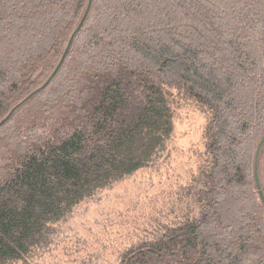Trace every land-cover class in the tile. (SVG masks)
Masks as SVG:
<instances>
[{
    "label": "trees",
    "instance_id": "obj_1",
    "mask_svg": "<svg viewBox=\"0 0 264 264\" xmlns=\"http://www.w3.org/2000/svg\"><path fill=\"white\" fill-rule=\"evenodd\" d=\"M87 1L0 0V264H48L77 203L154 162L170 85L210 113L200 203L117 264H264V0H91L39 88Z\"/></svg>",
    "mask_w": 264,
    "mask_h": 264
},
{
    "label": "rangeland",
    "instance_id": "obj_2",
    "mask_svg": "<svg viewBox=\"0 0 264 264\" xmlns=\"http://www.w3.org/2000/svg\"><path fill=\"white\" fill-rule=\"evenodd\" d=\"M167 88L172 130L164 150L152 164L77 203L41 253L48 264H117L124 250L153 235L149 231L153 227L179 222L199 205L203 173L210 162L206 131L210 113L178 86Z\"/></svg>",
    "mask_w": 264,
    "mask_h": 264
},
{
    "label": "water",
    "instance_id": "obj_3",
    "mask_svg": "<svg viewBox=\"0 0 264 264\" xmlns=\"http://www.w3.org/2000/svg\"><path fill=\"white\" fill-rule=\"evenodd\" d=\"M90 4H91V0H88V1H87V4H86V7H85V10H84V13H83V15H82L80 21L78 22L77 26H76V27L73 29V31L71 32V34H70V36H69V40H68L67 47L63 50V53H62V55H61V57H60V59H59L57 65L55 66V68L53 69V71L51 72V74L48 76V78L45 80V82H44L39 88L43 87V86H44V85L50 80V78L55 74V72L57 71V69L59 68V65L61 64V62H62V60L64 59V56H65V54H66V52H67V50H68V46L70 45V43H71V41H72V39H73L75 33L77 32L78 28H79L80 25L82 24V22H83V20H84V18H85V16H86V14H87V12H88V9H89V7H90ZM31 93H32V92H31ZM4 119H5V118H4ZM4 119H2V120L0 121V123L3 122ZM263 140H264V135L262 136V138L260 139V141H259V143H258V145H257L256 153H255V159H256V156H257V153H258V150H259L260 144L262 143ZM255 165H256V164H255ZM255 177H256V180H257L256 166H255ZM257 185H258V184H257ZM258 186H259V185H258Z\"/></svg>",
    "mask_w": 264,
    "mask_h": 264
},
{
    "label": "bare ground",
    "instance_id": "obj_4",
    "mask_svg": "<svg viewBox=\"0 0 264 264\" xmlns=\"http://www.w3.org/2000/svg\"><path fill=\"white\" fill-rule=\"evenodd\" d=\"M68 40H69V38H68ZM68 40H67V43H66V46H65V48L67 47ZM71 42H72V41H71ZM70 44H71V43H70ZM69 46H70V45H69ZM69 46H68V48H69ZM65 48H64V49H65ZM13 108H14V107H13ZM13 108H12V109H11V110H10V111L7 113V115L4 117L5 119H6V118H7V117L10 115V113H11V112H12V110H13ZM4 118H2V119H4ZM2 119H1V120H2ZM5 119H4V120H5ZM1 120H0V121H1ZM1 123H2V122H1ZM1 123H0V124H1Z\"/></svg>",
    "mask_w": 264,
    "mask_h": 264
}]
</instances>
